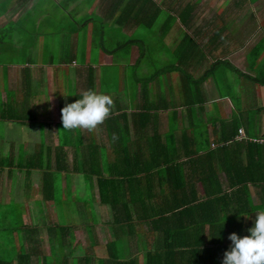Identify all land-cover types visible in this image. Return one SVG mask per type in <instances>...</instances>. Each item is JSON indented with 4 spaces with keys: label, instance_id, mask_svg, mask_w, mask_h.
<instances>
[{
    "label": "crops",
    "instance_id": "crops-1",
    "mask_svg": "<svg viewBox=\"0 0 264 264\" xmlns=\"http://www.w3.org/2000/svg\"><path fill=\"white\" fill-rule=\"evenodd\" d=\"M154 4L181 15L190 5L188 27L177 19L164 43L147 40L149 61H137V45L127 55L103 50L101 38L145 40L135 23L151 22ZM87 16L106 29L82 27ZM186 35L198 47L187 50ZM260 39L264 0H0V214L8 218L0 219V257L15 261L31 247L33 264H101L109 254L146 264L147 252L164 255L162 264H221L229 234H247L264 211V189L253 180L240 192L233 186L248 176L249 145L212 143L234 120L235 141L263 137L264 85L238 76L246 92L234 95L219 82L226 72L197 85L190 76L199 79L216 60L255 75L264 49L257 66L247 56ZM172 62L164 77L146 79ZM89 89L109 93L110 114L91 131L63 129L64 94L75 100ZM9 101L21 104L3 115ZM100 185L120 201L115 209L100 200ZM15 213L22 221H10Z\"/></svg>",
    "mask_w": 264,
    "mask_h": 264
},
{
    "label": "trees",
    "instance_id": "trees-1",
    "mask_svg": "<svg viewBox=\"0 0 264 264\" xmlns=\"http://www.w3.org/2000/svg\"><path fill=\"white\" fill-rule=\"evenodd\" d=\"M154 6H155L156 10L152 15L153 17L151 19L152 20L151 22H148V20H147L148 17H147V19L145 17H143L141 20H139L135 24H138L139 27L150 28V29H152V28L156 29V24H159V30L161 33L159 34V37H157V38L159 39L160 43H164V41H163L164 36L170 30L172 24L177 19L179 20L180 24L182 23V26L184 25L185 27H188V20L186 18L189 16L188 15L189 9H192V7H190V5H187V7L183 10V13H184L183 15H181L180 13L173 14L171 12H168L164 8L160 7V5H158V4H154ZM139 10H142V12H145L146 9H144V5H143L142 7H140ZM89 21L93 22L94 31L98 30L100 33H102L103 29L104 28L106 29V25L104 24L102 19H96V18H93L90 16H87V18L82 19V21H80V25L82 27H85ZM184 41H186V43H187L186 44L187 50L194 49L195 47H198V44H197L196 39L194 37H190L189 35H186V39H184ZM100 43L102 45H104L103 50H105L106 52H108L110 54L115 53V52H119L118 50L123 49L126 55L128 54L130 47L132 45H137L139 48V57H138L137 61H142L143 59L145 61L150 60V59L146 60L147 56L150 58L149 49H150V45H151V43H149L147 41V39L141 40L139 38H135L134 36L129 37V36L122 35V38L116 39L115 44H113V45L108 43V39H106V38H101ZM263 49H264V39H260L258 41V43L254 45L252 52L249 53V55L247 56L248 57L247 62H248L250 67L258 65L257 58ZM170 61H172V60H170ZM172 68H175L174 62H172L170 64H168V63L163 64L162 63V65L156 67L154 71L149 70V72L145 74V77L147 80H150L152 77H154V78H157L159 76L164 77V75H166L168 71H171ZM226 69L233 70L237 73L238 76L248 78L252 82L264 85V63L259 68L254 69L255 75H249V74L242 72L237 67L233 66L227 60H216V61L211 62L209 64V66L205 69V71L202 73V75L199 79H194L193 77L190 76V80H191V82L198 84L199 82L200 83L203 82L210 75H214L215 72L225 73ZM137 70H138L137 68H135V69L133 68L131 70L135 77L139 76L137 74L138 73ZM217 70H219V71H217ZM113 72H115V71H110L111 76L110 75L109 76L111 78H112ZM107 74H109V73H107ZM80 96L81 95H78L75 98V100L78 99ZM18 103L21 104L20 102H18ZM18 103H17V101H13V102L9 101L5 105V108L2 109V114L3 115H5V113L7 114V112L9 111V108L10 107H17ZM191 103H192V101L190 102V104ZM258 109L264 111V106L259 107ZM235 122L236 121L234 120V122H233L235 125L234 130L231 128H228V129L226 128L223 132H221V137L214 139V141H213L214 143H212V145H249L251 147V153L248 154V155H250V158H249L250 163H248L247 166H244V168H245L244 171L248 173L247 174L248 176H243L242 178L238 179L237 182H235L233 186H238V188L236 189V192H238V191L240 192L243 187H244V189L246 188L245 185L247 184V181L253 180V182H257L264 189V160H263L262 156L260 155L261 151L264 152V133H263L262 138H254V139L244 138L241 141H235L236 139H234V137L237 133V128H238L237 127L238 123L236 122L237 124H235ZM185 138H187V137L185 136L184 139ZM207 139L208 138L205 137V140H206L205 145H210L211 143ZM171 142H175V140L172 139V141H170V143ZM183 143H185V145H192L193 137H191L187 142H183ZM157 145H169V142H165V141L160 142L158 140ZM254 152H258L259 154H254ZM209 154L212 155V152H210ZM144 168H148V167H144ZM60 169L63 170V167H60ZM258 172H260V174ZM255 173H256V175H255ZM244 189H243V191H244ZM99 192H100V200L103 202H108L110 204V206L113 209H115V206L120 201L119 200L116 201L115 198L107 197V194L104 193V189L102 188V186L99 188ZM263 193H264V190H263ZM134 200L136 203L137 200L136 199H134ZM64 228H62V229L67 231L66 229L68 228V225H66ZM62 242H64V240H62L61 243ZM109 248H110V246H109ZM32 252L33 251H31V247H29L28 250H25L23 252L18 253L15 261H13L12 259L6 260L5 258L0 257V264H33V262H31V260H30L31 256H32ZM159 255H160V252H153V253L147 252L146 264H162V258L164 257V255H162L161 257ZM91 258L92 257L90 256V259ZM96 263L100 264L98 262H96ZM37 264H53V261H50L49 263H40V261H39V263H37ZM56 264H69V261L64 257L63 260H61L59 263H56ZM80 264H90V263H80ZM101 264H137V263L132 259L129 261L128 260L127 261H121V260L113 257L112 254H109L108 262L106 260H103L101 262Z\"/></svg>",
    "mask_w": 264,
    "mask_h": 264
},
{
    "label": "clouds",
    "instance_id": "clouds-1",
    "mask_svg": "<svg viewBox=\"0 0 264 264\" xmlns=\"http://www.w3.org/2000/svg\"><path fill=\"white\" fill-rule=\"evenodd\" d=\"M112 105L109 95L89 89L61 109L63 129L91 131L110 114ZM228 239L231 243L221 264H264V211L257 212L252 218L247 234L232 232Z\"/></svg>",
    "mask_w": 264,
    "mask_h": 264
},
{
    "label": "rangeland",
    "instance_id": "rangeland-1",
    "mask_svg": "<svg viewBox=\"0 0 264 264\" xmlns=\"http://www.w3.org/2000/svg\"><path fill=\"white\" fill-rule=\"evenodd\" d=\"M55 17H57V19H60V16L58 15V14H56L55 15ZM60 22V21H59ZM58 26V25H57ZM121 31H122V29H121ZM136 34L135 35H139V36H143V38H145V39H147V40H152V39H156L157 38V34H158V32H156V29L155 28H152V29H150V28H142V27H138L137 29H136ZM150 32H152V35H149L150 34ZM62 33H69V28L66 26V28H65V30H63V32ZM110 34H112V35H114L115 33H116V31H110L109 32ZM156 35V36H155ZM39 40H40V38H39ZM44 42H45V49H43V50H47V51H50L52 48H53V45H52V39H51V37H49V35H47L46 37H44ZM112 42V40L110 41V40H108V43H111ZM96 49L95 48H93V51H95ZM45 53H47L46 51H45ZM153 53V52H152ZM49 54V53H48ZM94 55L95 54H93L92 56L94 57ZM153 55V54H152ZM147 59H149V57L147 56L146 57V60ZM249 71V69H247V72ZM225 72H226V77L222 80V78H221V80L219 81L220 83H222V84H226L227 85V87L228 88H225V85L223 86V88H224V91H225V89L226 90H228L229 91V93H231V94H234V95H239L241 92L242 93H244V92H246V84H245V80L243 81L244 83H242L241 81H240V79H238V75H237V73L235 72V71H233V70H230V69H226L225 70ZM221 73V72H220ZM114 75V74H113ZM112 75V76H113ZM111 81H116L115 80V78H112L111 79ZM64 93H66V92H64ZM63 93V94H64ZM62 94V95H63ZM107 95H109V93L107 94ZM110 96V95H109ZM63 97H66V100H67V102L69 101V102H73V96H71V97H68L66 94H64V96ZM242 99V98H241ZM64 102V101H63ZM238 105H240V106H242V105H247V103H245L244 102V100H240V103H237ZM240 130V129H239ZM241 131H243L242 129H241ZM260 137V136H259ZM3 213H1L0 214V219L3 221V222H7V220H8V218L6 217L5 219H2L3 218V215H2ZM24 217H23V215L22 214H20V213H15V214H12V215H10V221H12V222H20V221H22V219H23ZM52 259V258H51ZM53 260H56V259H53ZM54 262H56V261H54Z\"/></svg>",
    "mask_w": 264,
    "mask_h": 264
},
{
    "label": "built area",
    "instance_id": "built-area-1",
    "mask_svg": "<svg viewBox=\"0 0 264 264\" xmlns=\"http://www.w3.org/2000/svg\"><path fill=\"white\" fill-rule=\"evenodd\" d=\"M241 129L239 130V135H240V137H241ZM244 138H248V139H252V138H250V137H248V136H244Z\"/></svg>",
    "mask_w": 264,
    "mask_h": 264
}]
</instances>
